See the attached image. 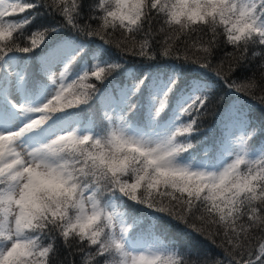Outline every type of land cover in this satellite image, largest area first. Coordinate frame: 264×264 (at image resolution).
I'll list each match as a JSON object with an SVG mask.
<instances>
[{
    "label": "snow or ice",
    "instance_id": "6c2138e0",
    "mask_svg": "<svg viewBox=\"0 0 264 264\" xmlns=\"http://www.w3.org/2000/svg\"><path fill=\"white\" fill-rule=\"evenodd\" d=\"M221 3L0 0V264H264V120L221 95L264 105V0Z\"/></svg>",
    "mask_w": 264,
    "mask_h": 264
},
{
    "label": "trees",
    "instance_id": "16d2710c",
    "mask_svg": "<svg viewBox=\"0 0 264 264\" xmlns=\"http://www.w3.org/2000/svg\"><path fill=\"white\" fill-rule=\"evenodd\" d=\"M90 2V0H89ZM43 12L45 20L51 19V17L48 15V13L41 9ZM38 22H47L44 21L41 17L38 18L36 21ZM191 37H189L190 39ZM179 47L183 48V44H178ZM259 50V49H257ZM232 52V46L231 45H224L223 43L220 44V46L216 50V55L215 59L219 60L221 57H224L226 53ZM137 62V67H146L145 65H139L138 62L140 58H134ZM129 66H131L132 61L130 60ZM257 73L256 80L258 81L259 77V71H258V66H257V61L254 59L250 62V64L245 67V69L241 72L239 77H234V79H238L239 81H243L245 77H252L253 73ZM193 75H201L200 72H194ZM211 75V74H209ZM221 95L222 98L225 99L227 102L233 98L234 96H237L236 93H227L225 94L223 90H221ZM242 98L240 99L241 102L248 103L246 110L250 113V117L252 119L253 124L258 125L261 120H264V105H261L258 100L253 99L252 97L249 96H243L241 94ZM225 104H221L217 107L216 111L212 114H210L204 121L202 127H201V136H206L208 137V143H211L214 141L218 135V125L220 119L223 117V109H224ZM139 208V206H136ZM142 216L146 218H151V212L148 209H143L142 210ZM58 251L56 254V260L57 264H68L69 260L75 259L79 261L78 256H71L70 255V249L64 246L63 241L60 240L58 241ZM204 249L207 251L211 252L213 255L218 254L219 250L215 249L211 245H208L206 242L202 245Z\"/></svg>",
    "mask_w": 264,
    "mask_h": 264
},
{
    "label": "clouds",
    "instance_id": "9594fccd",
    "mask_svg": "<svg viewBox=\"0 0 264 264\" xmlns=\"http://www.w3.org/2000/svg\"><path fill=\"white\" fill-rule=\"evenodd\" d=\"M233 4H244L248 5L250 3V0H232ZM188 3V0H181V6L177 8V15L180 13H192L194 15H200L202 11L206 12L209 8L214 9L217 5H220L222 9H225L226 11H231L230 8H228L227 5H224L221 3V0H212V3L207 5L204 9H201L198 3H193L190 7L185 8L184 5ZM247 21L243 18V15L241 16L240 20V26L243 28L246 25Z\"/></svg>",
    "mask_w": 264,
    "mask_h": 264
}]
</instances>
